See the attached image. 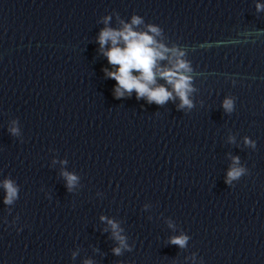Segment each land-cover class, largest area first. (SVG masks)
I'll return each instance as SVG.
<instances>
[{"label":"clouds","instance_id":"clouds-1","mask_svg":"<svg viewBox=\"0 0 264 264\" xmlns=\"http://www.w3.org/2000/svg\"><path fill=\"white\" fill-rule=\"evenodd\" d=\"M258 12L264 11V4L257 3ZM111 16H105L103 23L106 25L97 37L101 53L107 58L109 65L114 70L103 69L105 75L116 81L114 96L116 99H122L131 96L133 91L136 93V99H145L148 104L158 106L165 105L169 100L179 98L178 110L191 109L194 105L189 96L195 89L191 85L190 77L184 73L191 71L189 63L180 59L184 52L176 47L168 48L160 43L156 37L162 35V29L155 24H147L146 31L134 30V26L144 23V19L139 15H132L131 23L120 20V28L108 27ZM171 57H175L173 63ZM167 60L171 66H162L161 61ZM184 70V71H181ZM135 73V74H134ZM157 78L163 79L166 85L171 86V91L164 84H157ZM226 113L234 110L233 100L227 98L222 105ZM15 121L13 124L15 125ZM13 136L19 134L17 127L9 129ZM230 141L234 137L229 138ZM245 144L255 147V142L245 137ZM232 167L227 172L225 183L231 185L232 181L239 180L246 174V169L240 164L239 157H232ZM62 175L67 181V188L71 191L78 177L74 174L64 172ZM0 187L5 191L3 203L12 205L19 198V186L11 178H5L0 181ZM111 226L112 237L118 241L119 246L114 247L112 252L116 256L122 255V250L132 251L126 243V237L121 235L122 229L119 224L106 217H101ZM171 226V225H170ZM189 237L186 235L173 236L169 243L184 248L187 245ZM73 258L76 253L74 252ZM84 264H93L91 259H86Z\"/></svg>","mask_w":264,"mask_h":264}]
</instances>
